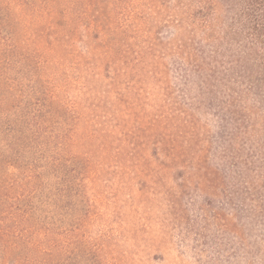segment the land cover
<instances>
[{"label":"rangeland","instance_id":"374dc122","mask_svg":"<svg viewBox=\"0 0 264 264\" xmlns=\"http://www.w3.org/2000/svg\"><path fill=\"white\" fill-rule=\"evenodd\" d=\"M245 68L252 0H0V264H264Z\"/></svg>","mask_w":264,"mask_h":264},{"label":"trees","instance_id":"16d2710c","mask_svg":"<svg viewBox=\"0 0 264 264\" xmlns=\"http://www.w3.org/2000/svg\"><path fill=\"white\" fill-rule=\"evenodd\" d=\"M253 5H256L259 8H263L264 10V0H252ZM259 10V9H257ZM258 21V20H256ZM254 30L258 33L262 32L261 23H257V27ZM246 75H242V78L247 79L248 82L251 83L250 88L255 92V94L260 98V102L264 104V73L259 76V74L255 75V72L249 70V68H245ZM247 76V77H246ZM225 121V120H224ZM225 133H227V127H224ZM231 136H234L232 134Z\"/></svg>","mask_w":264,"mask_h":264}]
</instances>
